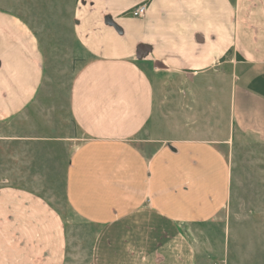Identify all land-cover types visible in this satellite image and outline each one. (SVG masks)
Wrapping results in <instances>:
<instances>
[{"label": "crops", "instance_id": "obj_1", "mask_svg": "<svg viewBox=\"0 0 264 264\" xmlns=\"http://www.w3.org/2000/svg\"><path fill=\"white\" fill-rule=\"evenodd\" d=\"M68 30L64 195L92 232L91 264H195L189 234L229 200L222 148L264 143V0H75ZM41 50L0 11V122L37 103ZM65 226L52 196L1 188L0 264H61Z\"/></svg>", "mask_w": 264, "mask_h": 264}, {"label": "rangeland", "instance_id": "obj_2", "mask_svg": "<svg viewBox=\"0 0 264 264\" xmlns=\"http://www.w3.org/2000/svg\"><path fill=\"white\" fill-rule=\"evenodd\" d=\"M74 5L75 0H0V11L30 26L44 58L37 103L21 120L0 122V189L52 196L66 225L61 264H91L92 232L71 213L64 195L66 164L78 135L68 110L79 67L68 30ZM222 151L231 169L229 200L219 217L189 234L195 264H264V143L240 135Z\"/></svg>", "mask_w": 264, "mask_h": 264}, {"label": "built area", "instance_id": "obj_3", "mask_svg": "<svg viewBox=\"0 0 264 264\" xmlns=\"http://www.w3.org/2000/svg\"><path fill=\"white\" fill-rule=\"evenodd\" d=\"M147 10V5L146 4H141L129 11V14L134 17V18H140L143 15H145Z\"/></svg>", "mask_w": 264, "mask_h": 264}]
</instances>
